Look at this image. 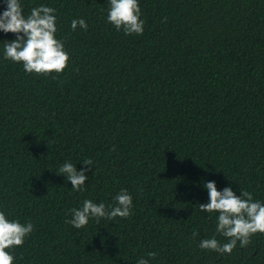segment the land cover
I'll list each match as a JSON object with an SVG mask.
<instances>
[{"label": "trees", "instance_id": "obj_1", "mask_svg": "<svg viewBox=\"0 0 264 264\" xmlns=\"http://www.w3.org/2000/svg\"><path fill=\"white\" fill-rule=\"evenodd\" d=\"M138 2L143 33L126 35L107 21L110 0H20L25 16L56 10L70 56L59 74L6 59L16 34L0 31V211L34 225L13 264H264L261 233L230 254L199 247L228 242L218 213L200 211L207 182L264 203V0ZM85 159L76 191L59 169ZM121 189L129 217L66 223Z\"/></svg>", "mask_w": 264, "mask_h": 264}, {"label": "clouds", "instance_id": "obj_2", "mask_svg": "<svg viewBox=\"0 0 264 264\" xmlns=\"http://www.w3.org/2000/svg\"><path fill=\"white\" fill-rule=\"evenodd\" d=\"M6 9L0 14V31L14 33L16 38L7 41L4 46L6 59L22 62L27 73L48 75L53 72L62 73L68 65L70 56L64 48V43L56 38V10L47 6L33 7L25 16L20 0H4ZM138 0H110L107 21L117 31L123 30L126 35L143 33L144 21ZM77 26L87 30L84 19H73L71 28ZM55 79V77H53ZM86 166L77 171L71 162H65L59 169L61 175L71 182L76 191H83L86 172L93 166L91 159L82 161ZM204 187L208 190L209 200L199 204L201 212L218 213L216 232L227 238L228 242L221 243L215 236L200 242L201 249L212 250L221 254H230L236 248L245 247L251 242V237L257 233L264 234V203L254 200L251 192L242 191L237 195L231 187L217 190L214 181L207 182ZM133 198L127 189H121L115 197V206L96 204L85 199L80 208L71 209L72 219L66 221L74 228L81 229L89 223L90 218L113 220L116 217L127 218L131 213ZM34 230L31 222L21 223L9 220L4 211H0V264H13L15 259L11 253L14 247L22 246L25 239ZM195 235V233H194ZM155 258L156 253H148ZM137 264H149L148 259H139Z\"/></svg>", "mask_w": 264, "mask_h": 264}]
</instances>
